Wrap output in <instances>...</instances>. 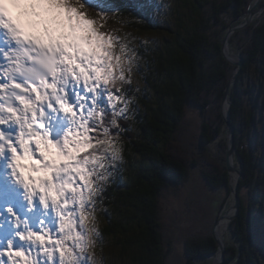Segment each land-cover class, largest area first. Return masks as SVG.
<instances>
[{"label":"trees","instance_id":"trees-1","mask_svg":"<svg viewBox=\"0 0 264 264\" xmlns=\"http://www.w3.org/2000/svg\"><path fill=\"white\" fill-rule=\"evenodd\" d=\"M253 1L174 0L175 29L157 27L132 0H107L103 6L87 4L89 17H100L105 24L128 29L130 33L166 31L162 33L161 45L155 49L148 47L146 70L138 82L143 84L142 88L138 89L134 81L127 82V77L121 74L118 77L116 71L111 78H103L97 89L94 112L86 124L87 141L81 154L83 164L94 170L92 177L96 178L103 161L106 165L113 161L119 144L124 151L128 160L126 183L105 187V205L112 215L107 216L111 224L103 234L106 238H117L119 245L131 252L133 264H166L159 200L167 183H186L200 161L211 166L203 172L210 185L227 189L214 206L223 208L231 199L225 164L227 136L222 137L227 135L222 102L236 67L225 58L222 43L230 27L245 22L243 17ZM96 39L97 48L103 49V55L113 64L120 53L121 40L114 38L108 44L103 37ZM230 44L245 59L229 92L236 154L243 177L239 186L241 208L231 226L238 246H227L226 261L257 264L254 252L260 229L254 232L252 226L255 220L264 224V152L259 151L260 146L264 150V117L256 121L254 111L246 122L242 113L244 98L258 87L255 83L247 84L249 72L254 70L259 80L264 79V14L260 20L235 32ZM119 97L137 104L130 118L114 109L112 100ZM188 105L199 109L203 122L196 149L183 144L187 142ZM214 140H219L225 160L210 159L209 145ZM245 188L250 190V197L243 194ZM217 251L212 236L192 240L187 247L189 264H210L199 261Z\"/></svg>","mask_w":264,"mask_h":264},{"label":"rangeland","instance_id":"rangeland-1","mask_svg":"<svg viewBox=\"0 0 264 264\" xmlns=\"http://www.w3.org/2000/svg\"><path fill=\"white\" fill-rule=\"evenodd\" d=\"M132 1L157 27L176 28L177 21L174 13L176 3L174 0ZM106 2L107 0H29L28 3L30 15L44 26V33L49 35L53 41L59 40L65 45H75L78 58L87 60L83 80H81L86 94H89L94 83L92 67L95 66L96 71L99 72L101 65L94 54L97 50L92 49L90 51L85 44L86 40L84 41L83 38L95 41L93 37V32H95V36L103 37L108 44H111L113 42L111 40L114 38L121 40L120 53L118 56L116 54L115 58L118 66L117 70L115 65L116 74L118 77L120 74L127 77V82L134 81L136 87L140 89L143 84H138V82L143 77L142 72L146 70L144 66H146L145 55L149 51L148 47L154 46L155 49L156 46L161 45L162 33L166 32L159 29L157 34L130 33L128 29L125 31L124 28H117L116 25H107L100 17H89L86 14L88 3H97L103 6L107 5ZM256 2L257 0H254L252 5ZM262 4H264V0H261L257 5L254 10L255 16L249 25L261 19L264 14ZM84 21L91 27L92 32L88 28H82ZM229 48L230 57L234 55L241 58L239 53L231 49V44ZM246 79L247 84L252 86V83H255L258 84V87L244 98L242 118L247 122L248 115L256 111V121H259L264 117V79L259 80L254 70L249 72ZM88 96L83 95L82 101L80 100V105H78L80 114L73 112L63 126L61 131L63 135L59 146L46 144L43 140L41 142L44 159L48 162V166L49 164L52 166L51 168L47 166L41 175V190L44 188V191L53 193L56 203L55 209L59 215L54 216L52 221H50L52 215L47 217L48 220L42 221L39 228L28 236L29 248L27 252L11 255L8 249L9 236L18 219L14 218V215L7 214V204L2 205L0 207L2 216L0 219V264H133L130 258L131 252L124 250L119 245V240L114 236L106 238L103 234L104 230L111 224L107 216L112 215L106 209L105 187L109 184L123 186L127 179L128 160L125 159L122 147L119 144L115 149L113 161L109 165L103 161L104 167L97 177L99 182L90 177V172L85 173L87 170L78 174L80 173L77 164L78 155L84 146L82 140L84 127H81V122L84 120V115L90 114L93 110L94 98L90 104H85ZM82 102L83 104H81ZM112 102L117 112L129 118L132 116L134 107H137V104L134 105L133 102L126 101L122 97L115 98ZM185 125L187 127V142H183V144L196 149L199 143L198 137L203 131V122L199 109L193 105L187 107ZM226 130L228 134L227 127ZM224 136L227 135L222 137ZM243 136L244 141H247L245 133ZM209 149L211 160L220 161L224 159L219 140H214L209 145ZM259 151L264 152L262 146H260ZM133 158L139 159L137 156H133ZM200 162L201 165L199 164L191 172L186 183H167L160 197V222L163 225L162 232L167 253L166 264H189L188 243H192V240L199 241L212 236L218 219L227 215L234 204L231 190L235 185L234 177L229 183L231 199L228 204L223 208L220 205L214 206L216 200H222L227 189L225 187L214 188L210 185L203 172L204 170L208 171L211 166ZM234 164L240 170L241 161L236 153L234 154ZM41 168L39 167L38 170ZM53 168L56 169L54 174L50 173ZM77 174L82 179L80 183L77 182ZM84 175L89 176V179H84ZM53 176L60 179L50 182L49 179H53ZM242 192L246 197H250L248 188ZM4 207L5 210H3ZM227 207L230 209L225 213ZM229 216H231V212ZM237 217L232 221H229L228 217L224 219L229 223V230L225 233V239L219 234L217 227V233L224 241L226 248L227 246H238L237 238L231 231L232 223ZM262 217L264 218V212ZM252 227L254 232L260 229V235L257 236L259 243H256L254 257L257 264H264V224L255 220ZM215 255L220 257L218 253H215L208 258H202L199 263L215 264L216 261L212 259Z\"/></svg>","mask_w":264,"mask_h":264},{"label":"water","instance_id":"water-1","mask_svg":"<svg viewBox=\"0 0 264 264\" xmlns=\"http://www.w3.org/2000/svg\"><path fill=\"white\" fill-rule=\"evenodd\" d=\"M261 0H257V2L254 5H251L248 9V11L246 12L245 16L243 17V20L245 21L243 24L238 25L236 27H230L224 40L222 43V47H223V54L225 56V58L228 60V62L235 66L236 69L233 72L228 86L226 88L225 94H224V98H223V105H224V109L222 110V115H223V119L225 121L226 127L228 129V134H227V153H226V170L228 172L229 178L230 180L232 179V177H234L235 179V185L234 187H232V197L234 198V204L232 206V209L230 210V212L232 211L231 216H229V213L221 218L218 219V221L215 224V228L213 230V238L217 243L218 246V251L217 253L221 256V259L215 263V264H227L226 261V247L225 244L223 242V240L221 238H219L218 234H217V227L219 226L220 222L227 218L229 219V221H232L236 216L239 215L240 212V208H241V197L239 195V186H240V181L241 178L243 177L242 173L240 170H238L234 164V154L236 153V144H235V127L233 126L232 122H231V104L229 102V92L231 87L235 84V82L237 81L244 65H245V59L243 58H238L237 56L230 57L229 55V45H230V37L237 31L247 27L254 15V10L256 9L257 5L259 4Z\"/></svg>","mask_w":264,"mask_h":264},{"label":"bare ground","instance_id":"bare-ground-1","mask_svg":"<svg viewBox=\"0 0 264 264\" xmlns=\"http://www.w3.org/2000/svg\"><path fill=\"white\" fill-rule=\"evenodd\" d=\"M39 31H40V34H41V29H39ZM231 56V55H230ZM41 97V96H40ZM105 104H107V103H105ZM111 111V110H110ZM107 113H109V112H107ZM90 140H88V142H89ZM89 158V157H88ZM45 172V171H44ZM47 174V173H46ZM46 174H44V175H46ZM54 174V173H53ZM55 174H57V173H55ZM51 175V174H50ZM49 176V175H48ZM58 176V175H57ZM50 177V176H49ZM54 177V176H53ZM56 177V176H55ZM51 178V177H50ZM46 181V180H45ZM44 187H45V185H44ZM49 187V186H48ZM51 187V186H50ZM46 188V187H45ZM43 191H44V188L42 189ZM47 190H48V188H47ZM53 192V191H52ZM53 194V193H52ZM44 197V195L43 196H41V198H43ZM56 204V203H55ZM89 209V208H88ZM229 207H227L226 208V211H225V213H227L228 211H229ZM86 212V211H85ZM231 214H232V211H231ZM218 228H219V234L225 239V233L229 230V223H227V221L226 220H222L221 222H220V224H219V226H218ZM218 234V233H217ZM219 236V235H218ZM219 238H220V236H219ZM224 242V241H223ZM221 257V256H220ZM219 256H217V255H215V256H213V258L212 259H214L216 262L215 263H217V261L219 260V259H221Z\"/></svg>","mask_w":264,"mask_h":264}]
</instances>
